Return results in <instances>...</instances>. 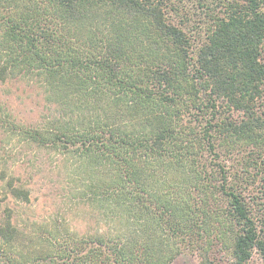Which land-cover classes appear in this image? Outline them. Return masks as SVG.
I'll return each mask as SVG.
<instances>
[{
    "label": "trees",
    "instance_id": "1",
    "mask_svg": "<svg viewBox=\"0 0 264 264\" xmlns=\"http://www.w3.org/2000/svg\"><path fill=\"white\" fill-rule=\"evenodd\" d=\"M22 77L54 113L12 130L76 161L100 225L17 256L6 209L0 264H264V0H0Z\"/></svg>",
    "mask_w": 264,
    "mask_h": 264
},
{
    "label": "rangeland",
    "instance_id": "2",
    "mask_svg": "<svg viewBox=\"0 0 264 264\" xmlns=\"http://www.w3.org/2000/svg\"><path fill=\"white\" fill-rule=\"evenodd\" d=\"M197 13L206 16L201 9ZM53 108L36 79L0 80V222L6 209H11L20 235L16 246L8 248L17 256L43 251L49 232L92 233L100 225V212L77 195L82 173L76 161L31 143L11 128L12 124L46 126ZM10 178L30 190L29 202L8 192ZM172 264L202 263L197 254L184 253Z\"/></svg>",
    "mask_w": 264,
    "mask_h": 264
}]
</instances>
